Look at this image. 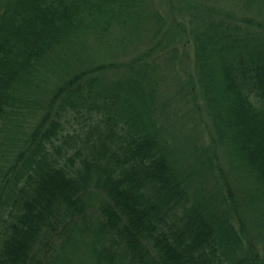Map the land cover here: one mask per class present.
<instances>
[{"label": "trees", "instance_id": "obj_1", "mask_svg": "<svg viewBox=\"0 0 264 264\" xmlns=\"http://www.w3.org/2000/svg\"><path fill=\"white\" fill-rule=\"evenodd\" d=\"M237 2L255 13L195 2L166 27L151 0H0V264H264V0ZM172 35L258 244L211 191L213 157L169 135ZM112 37L149 46L117 62ZM72 118L89 130L62 163L49 146Z\"/></svg>", "mask_w": 264, "mask_h": 264}, {"label": "rangeland", "instance_id": "obj_2", "mask_svg": "<svg viewBox=\"0 0 264 264\" xmlns=\"http://www.w3.org/2000/svg\"><path fill=\"white\" fill-rule=\"evenodd\" d=\"M238 1V0H237ZM236 0H151L155 4L153 10H158L164 15L165 19L161 20L166 25V27H170L175 20L185 21L187 22L188 11L185 8L189 3H198L203 2L208 5H211L217 8L218 10L224 13H230L233 16L238 14L239 16L243 15H251L254 14V11H246L243 8L241 2H237ZM171 3V4H168ZM173 3V4H172ZM173 5L174 12L171 10V6ZM181 8L178 10V7ZM186 15V16H185ZM177 19H176V18ZM155 24V23H154ZM165 31L166 29L163 28ZM149 34V33H148ZM173 39H181L179 42V46L181 47L182 54L177 57L173 63H167L170 67L165 68L163 66L161 73L165 80V87L168 89L169 94L174 96L177 101L176 105L170 109L168 114L169 119V135L174 139L179 149L182 151L192 150L193 146L196 144L199 149H206L203 154L209 155L213 157V169L215 171V175L221 180L220 185L217 187V182L215 181V191L217 194L216 200L222 199L226 206L233 207L232 216L233 220L236 223V228L239 231H243L244 237L249 240L254 241V243L258 244L257 240V227L254 222H252V218L247 214L246 211V201L245 196L242 193L244 183L238 179L237 174L232 170L231 165L228 161L229 157L225 151L221 148V145L218 147L215 146V143H212V136L214 134L213 127L210 121L208 114L205 110L196 112L194 104L192 103V97L198 101L196 102V107H198L202 103V96L191 93V85L189 80L191 79V71L193 70L192 58H193V44L192 42H188L187 45L185 41L187 37L184 38L174 37ZM112 42L107 43L106 54L109 57H112L110 60L121 62L122 60H129L132 56L141 52L143 49L149 46V40L145 37L142 40H139L136 43H130L128 49L125 50L118 46L117 43H122L120 37H112L110 39ZM123 45V44H122ZM125 63V62H123ZM117 65V63H114ZM122 64V63H120ZM165 72L166 76L163 74ZM108 74H113V71H109ZM200 93V91H197ZM197 93V94H198ZM168 94V95H169ZM82 123L76 119H71L69 122V126L65 131L62 132L60 137L55 140L53 145L49 146V155L54 158L60 160L62 163H70L67 159L75 149L80 145L81 138L86 135V131L89 130V126L86 128H82ZM82 129H84L82 131ZM60 150V151H59ZM212 159V158H211ZM212 159V160H213ZM213 185L212 179L209 181V187ZM233 190V197L230 196L231 191ZM209 191V192H211ZM238 211V215L236 210ZM241 220H243L245 224V229L241 228ZM85 235L86 242L90 241V237ZM261 244V243H260ZM259 249L263 252V249L260 245Z\"/></svg>", "mask_w": 264, "mask_h": 264}]
</instances>
